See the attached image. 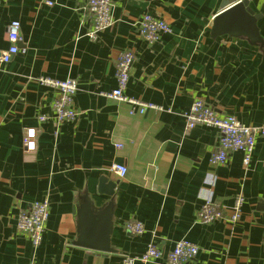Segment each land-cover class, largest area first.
<instances>
[{
	"label": "crops",
	"instance_id": "obj_1",
	"mask_svg": "<svg viewBox=\"0 0 264 264\" xmlns=\"http://www.w3.org/2000/svg\"><path fill=\"white\" fill-rule=\"evenodd\" d=\"M226 1L240 0H114L112 26L92 39L88 0H0V49L10 45L13 20L21 22L26 49L0 63V264H126L151 241L168 252L180 239L199 246L188 264H264V136L248 165L238 151L213 164L218 131L186 128L196 99L242 124L264 125V45L211 35ZM248 1L261 14L264 39V0ZM146 13L172 31L148 43L138 33ZM127 50L134 61L125 93L162 110L132 114L136 104L105 95L117 88V61ZM40 77L77 79L75 120H55L56 91ZM28 128L37 132L34 150L23 142ZM114 163L127 166L125 177ZM112 181L114 194L101 193ZM239 194L237 222L199 220L207 199L227 217ZM43 199L50 215L35 246L17 231V217ZM88 203L96 211L112 205L113 252L76 244L79 210ZM129 220L141 221L144 233L126 229ZM100 230L91 228L89 238Z\"/></svg>",
	"mask_w": 264,
	"mask_h": 264
},
{
	"label": "built area",
	"instance_id": "obj_2",
	"mask_svg": "<svg viewBox=\"0 0 264 264\" xmlns=\"http://www.w3.org/2000/svg\"><path fill=\"white\" fill-rule=\"evenodd\" d=\"M48 4H51V2ZM114 6V0H88L87 8L93 17V26L88 34L92 39H97L99 33L112 26ZM171 31V25L168 21L150 13L144 14L138 22L139 35L150 44L159 41L163 34ZM8 35L9 47L0 49V63L2 64L8 63L19 52L26 51V49H21L19 46V42L22 40L21 22L19 20L11 21ZM133 61L134 53L132 51L127 50L121 53L117 61V88L105 93V95L136 104L138 109H132V114H143L152 109L162 110L163 108L159 105L141 101L125 93ZM39 81L50 85L56 91L52 104L55 120L58 122L73 121L79 116L78 111L74 107V98L79 90L76 78L55 79L40 77ZM185 118L187 130H191L197 125H205L218 131L219 145L210 157V161L213 164H224L231 153L238 151L243 154V161L248 165L252 159L257 138L264 136V125H245L236 116L219 115L202 99H196L193 102L190 109L185 113ZM36 135L35 128L26 130L23 142L28 150L36 148ZM117 146L122 147L121 144ZM112 170L121 178L127 174V166L124 164L114 163ZM244 200L245 197L242 194L237 195L231 207V214L226 217L218 204L212 199H207L199 212V220L202 223H212L221 219H227L233 223L237 222L242 216ZM49 215L50 205L47 199L33 201L28 209L19 213L17 231L28 235L33 245L39 246L43 240ZM125 228L137 235L143 234L145 230L143 223L139 220L127 221ZM198 253L199 246L187 239L177 240L172 250L168 252H165L154 241H151L141 255H127L124 261L126 264H133L139 260L145 262L156 261L161 264H188L195 259Z\"/></svg>",
	"mask_w": 264,
	"mask_h": 264
},
{
	"label": "water",
	"instance_id": "obj_3",
	"mask_svg": "<svg viewBox=\"0 0 264 264\" xmlns=\"http://www.w3.org/2000/svg\"><path fill=\"white\" fill-rule=\"evenodd\" d=\"M261 14L255 13L249 7L248 0H240L231 5L229 1L223 4L222 11L218 13L211 28L212 37L221 35H229L231 37L247 38L254 44L264 45V39L259 34L258 21ZM108 179H101V187H105ZM117 183L112 181L109 189H100L101 193L113 195ZM80 215V236L76 244L81 246H90L94 249L104 252H113L114 249L110 245L112 233V205L108 204L101 211H96L88 203L83 204L79 210ZM94 226L99 227L100 236L96 239H90L88 234Z\"/></svg>",
	"mask_w": 264,
	"mask_h": 264
}]
</instances>
